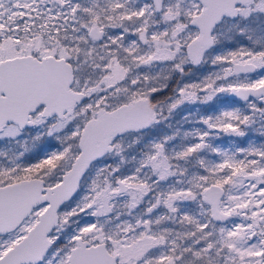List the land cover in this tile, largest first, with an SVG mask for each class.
<instances>
[{"label": "snow or ice", "instance_id": "1", "mask_svg": "<svg viewBox=\"0 0 264 264\" xmlns=\"http://www.w3.org/2000/svg\"><path fill=\"white\" fill-rule=\"evenodd\" d=\"M0 264H264V0H0Z\"/></svg>", "mask_w": 264, "mask_h": 264}]
</instances>
